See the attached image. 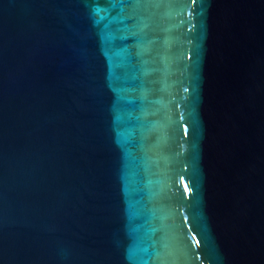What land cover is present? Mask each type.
I'll return each instance as SVG.
<instances>
[{
  "label": "water",
  "instance_id": "water-1",
  "mask_svg": "<svg viewBox=\"0 0 264 264\" xmlns=\"http://www.w3.org/2000/svg\"><path fill=\"white\" fill-rule=\"evenodd\" d=\"M0 264H264V0H0Z\"/></svg>",
  "mask_w": 264,
  "mask_h": 264
},
{
  "label": "snow or ice",
  "instance_id": "snow-or-ice-1",
  "mask_svg": "<svg viewBox=\"0 0 264 264\" xmlns=\"http://www.w3.org/2000/svg\"><path fill=\"white\" fill-rule=\"evenodd\" d=\"M193 2H195V0H193ZM185 191H188V188H187V186H185Z\"/></svg>",
  "mask_w": 264,
  "mask_h": 264
}]
</instances>
